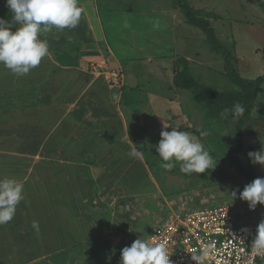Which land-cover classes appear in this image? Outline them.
Here are the masks:
<instances>
[{
  "label": "rangeland",
  "instance_id": "1",
  "mask_svg": "<svg viewBox=\"0 0 264 264\" xmlns=\"http://www.w3.org/2000/svg\"><path fill=\"white\" fill-rule=\"evenodd\" d=\"M185 1L209 14L205 31L173 0H78L83 11L76 28L39 36L51 54L81 73L74 83L84 92L77 97L75 89L64 87L71 106L59 103L62 117H38L48 127L60 120L55 136L63 135L64 144L42 146L35 159L0 157V179L24 186L15 216L0 226V264H120L121 250L138 238L147 241L152 228L215 206H229L242 224L264 220V206L250 210L239 199L247 184L264 177V166L248 157L264 147V82L242 122L218 116L211 104L174 82L181 65L198 84L245 96L228 78L209 35L229 51L242 79L264 75V0ZM4 7L6 0H0V18L15 31ZM74 70H62L64 79ZM5 71L0 64V75ZM172 129L200 138L215 169L203 174L182 173L179 164L163 169L155 145L161 131ZM202 131L208 135L200 137ZM44 132L36 131V137ZM27 136L14 141L24 144H13L17 156L38 148ZM133 148L143 151V159L129 155ZM110 156L116 160L109 164Z\"/></svg>",
  "mask_w": 264,
  "mask_h": 264
},
{
  "label": "clouds",
  "instance_id": "2",
  "mask_svg": "<svg viewBox=\"0 0 264 264\" xmlns=\"http://www.w3.org/2000/svg\"><path fill=\"white\" fill-rule=\"evenodd\" d=\"M11 21L19 27L13 31L9 22L0 18V64L17 77H22L40 65L48 55L49 46L46 40L39 39L44 33L53 30L73 29L79 24L83 9L78 0H6ZM153 27H159V21H152ZM231 111L233 118H239L245 108L239 102L232 109H225L221 114L226 118ZM161 139L155 145L157 157L162 161L161 167L171 171L177 164L185 174H203L215 169L217 164L205 149L200 138L187 131H161ZM202 131L200 137H206ZM129 155L135 159H143V151L133 148ZM248 157L253 164L264 166V147L258 152H249ZM23 184L15 179H0V226L10 222L16 214L17 205L23 200ZM236 198L237 191L231 192ZM239 199L255 210L257 205L264 206V177H258L247 184L239 192ZM32 227L39 232L38 222ZM247 231V229H242ZM252 254L264 255V220L258 224L256 235L251 244ZM207 253L194 255L191 259L195 264H203ZM120 264H170L164 243L150 244L138 238L131 246L121 250Z\"/></svg>",
  "mask_w": 264,
  "mask_h": 264
},
{
  "label": "crops",
  "instance_id": "3",
  "mask_svg": "<svg viewBox=\"0 0 264 264\" xmlns=\"http://www.w3.org/2000/svg\"><path fill=\"white\" fill-rule=\"evenodd\" d=\"M2 5H4L3 2ZM5 8L7 7H4V9ZM2 12L7 13V15L9 16L8 20L11 21L12 14L10 13L9 9L7 8V11L4 10ZM15 26L17 28L19 27V25L16 23ZM88 57L90 56L88 55ZM62 59L63 58H57L53 54L48 52V55L42 59L39 66L30 70L28 74L22 77H17L7 68L4 72V75L3 73L0 75L4 76V79H2L1 81L8 83L5 84L3 82H0L3 83L0 87V92H2L0 93V99L6 97L7 99H9L6 102L5 100L0 101L1 159H14L16 161L17 159L22 160V156H27V159H29L30 157L35 159L38 156L36 154L41 150L42 146H45L47 149L49 147H52V145H54V147H57L58 145L64 144V141L66 139L63 135L55 136L56 128L60 120H57L55 125L48 127V125L44 126L41 122H39L38 118L42 113H49L51 115L58 113V115L60 114V116L62 117V110L59 111V103L63 104L64 102L65 105H70L71 102L66 101V98L69 96V94H71L69 93L70 91H68L67 93V90L69 88L75 89V93L78 95L77 97L83 96L84 90L82 86L80 87L79 85L74 83V81H76L75 77L78 76L77 78L79 79L81 73H78L76 70H74L73 67H64V64L62 63V61L64 60ZM84 59L85 57L83 58V60ZM76 61L82 62L81 60ZM69 69H72L74 71L71 74V79L69 78V74H66V79L69 78L68 80H66L63 76L65 71L62 70ZM64 82H72V84L65 85ZM66 86L68 87V89H64V87ZM30 89L37 91V94L30 91ZM28 94H30L31 96ZM28 115H30V119L33 118V121H29L28 118H26ZM7 124L12 126V128L8 127ZM39 130H43L45 132L43 136L38 139L36 137V131ZM106 130L110 132L109 134H111V129L106 128ZM25 135H28L27 139L33 141L32 143H34V145L32 146L37 145L39 149L36 148V151L32 152L31 154L26 153L21 154V156H17L15 154L16 150L13 148V144H17L19 147L24 144H18L14 141H25ZM115 158L116 157L112 158L110 156L107 159L109 161V164L116 160Z\"/></svg>",
  "mask_w": 264,
  "mask_h": 264
},
{
  "label": "built area",
  "instance_id": "4",
  "mask_svg": "<svg viewBox=\"0 0 264 264\" xmlns=\"http://www.w3.org/2000/svg\"><path fill=\"white\" fill-rule=\"evenodd\" d=\"M257 226L238 222L233 209L221 205L173 216L152 228L147 242L164 243L170 264H195L191 257L205 253L203 264H264V255L251 250Z\"/></svg>",
  "mask_w": 264,
  "mask_h": 264
},
{
  "label": "trees",
  "instance_id": "5",
  "mask_svg": "<svg viewBox=\"0 0 264 264\" xmlns=\"http://www.w3.org/2000/svg\"><path fill=\"white\" fill-rule=\"evenodd\" d=\"M173 4L181 10V13L193 26L205 31L209 14L203 13L201 10L191 9L185 0H173ZM209 36L211 37V39H209V43L222 58L223 67L228 78L243 89L245 96L242 94L241 97H238L232 92L219 93L207 86H204L203 84H198L189 75L184 66L181 65H178L176 70L174 79L175 85L182 90H190L197 101L205 104H211L214 113L221 117V114L225 109H232L233 105L239 102L245 108L244 114L240 116L241 118H239V122H242V120L246 119L250 114L256 95L258 92L262 91L261 85L264 82V75L257 77L254 80L242 79L235 71L229 51L226 50L218 40L214 39L211 35ZM63 64L66 66H73L72 64ZM244 101H248V103L245 104ZM227 117L233 119L231 111L227 114ZM240 128L241 127H238V129ZM238 135L236 143L239 145L241 134Z\"/></svg>",
  "mask_w": 264,
  "mask_h": 264
}]
</instances>
